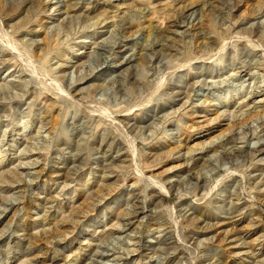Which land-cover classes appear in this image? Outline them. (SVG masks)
Segmentation results:
<instances>
[{"label": "rangeland", "instance_id": "1", "mask_svg": "<svg viewBox=\"0 0 264 264\" xmlns=\"http://www.w3.org/2000/svg\"><path fill=\"white\" fill-rule=\"evenodd\" d=\"M0 264H264V0H0Z\"/></svg>", "mask_w": 264, "mask_h": 264}, {"label": "bare ground", "instance_id": "2", "mask_svg": "<svg viewBox=\"0 0 264 264\" xmlns=\"http://www.w3.org/2000/svg\"><path fill=\"white\" fill-rule=\"evenodd\" d=\"M200 18V17H199ZM263 151V150H262Z\"/></svg>", "mask_w": 264, "mask_h": 264}]
</instances>
